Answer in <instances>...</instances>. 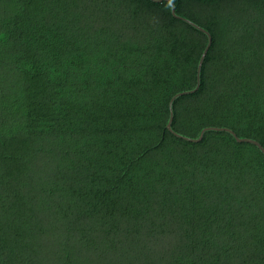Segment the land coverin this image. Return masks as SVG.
I'll use <instances>...</instances> for the list:
<instances>
[{
    "label": "trees",
    "instance_id": "16d2710c",
    "mask_svg": "<svg viewBox=\"0 0 264 264\" xmlns=\"http://www.w3.org/2000/svg\"><path fill=\"white\" fill-rule=\"evenodd\" d=\"M186 19L172 128L264 146V0H0V264H264L262 150L167 127Z\"/></svg>",
    "mask_w": 264,
    "mask_h": 264
},
{
    "label": "water",
    "instance_id": "95a60500",
    "mask_svg": "<svg viewBox=\"0 0 264 264\" xmlns=\"http://www.w3.org/2000/svg\"><path fill=\"white\" fill-rule=\"evenodd\" d=\"M160 1V0H158ZM172 12L175 14V7L174 5H172ZM188 20V19H186ZM189 22H191L192 24H194L196 27H198L200 30L204 31L207 33L208 35V42L200 56V59H199V63H198V66H197V83L195 85V87L191 88V89H185V90H180L178 92H176L172 97H171V100H170V118H169V121H168V124H167V127L172 131L174 132L176 135L180 136V137H183L187 140H190V141H200L203 136H204V133L207 131V130H221V131H227L229 133H231L235 139L238 141V142H249V143H252V144H255L256 146H258L262 152L264 153V146L255 138H252V137H248V136H239L237 135V133L230 127H227V126H205L201 129L200 133L198 136H189V135H185V134H181V133H178L176 132L173 128H172V121H173V118H174V113H173V102L174 100L179 97V96H182V95H185V94H188V93H192L194 91H196L199 87H200V82H201V69H202V66H203V62H204V59L207 55V52L211 46V43H212V36L210 34L209 31H207L206 29H204L203 27H201L200 25L194 23L193 21L191 20H188Z\"/></svg>",
    "mask_w": 264,
    "mask_h": 264
},
{
    "label": "rangeland",
    "instance_id": "374dc122",
    "mask_svg": "<svg viewBox=\"0 0 264 264\" xmlns=\"http://www.w3.org/2000/svg\"><path fill=\"white\" fill-rule=\"evenodd\" d=\"M0 73L2 74V75H0V85H1V83H3L5 81V79H3V75L6 74L7 77H8L9 76V71L6 70L5 67H3V68L0 69ZM2 80H3V82H2Z\"/></svg>",
    "mask_w": 264,
    "mask_h": 264
}]
</instances>
